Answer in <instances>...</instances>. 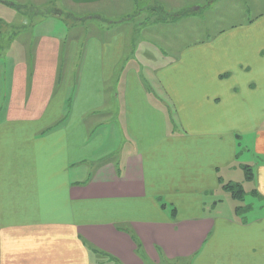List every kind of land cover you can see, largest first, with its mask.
I'll list each match as a JSON object with an SVG mask.
<instances>
[{
	"label": "crops",
	"instance_id": "1",
	"mask_svg": "<svg viewBox=\"0 0 264 264\" xmlns=\"http://www.w3.org/2000/svg\"><path fill=\"white\" fill-rule=\"evenodd\" d=\"M105 39H72L64 49L44 33L0 62V264H264V213L242 222L205 212L203 202L224 192L221 172L235 164L239 144L264 202V12L154 71L159 104L130 67L114 80L125 38ZM110 81L123 85L126 152L93 161L104 140L88 137L76 108L83 98L87 110L102 107ZM89 160L96 172L84 181Z\"/></svg>",
	"mask_w": 264,
	"mask_h": 264
},
{
	"label": "rangeland",
	"instance_id": "2",
	"mask_svg": "<svg viewBox=\"0 0 264 264\" xmlns=\"http://www.w3.org/2000/svg\"><path fill=\"white\" fill-rule=\"evenodd\" d=\"M129 1L131 4L124 7ZM156 1L157 4H153L151 0H138V4H135L134 0H118L111 4L80 5L67 0H0V62L4 66L9 64L6 54L9 50L15 49L18 43H23V48L33 49L36 46L37 35L44 33L58 35L61 39V47L65 49L72 39L81 45L89 38L107 40L105 38H109L110 34L119 31L125 38L124 54L119 67L116 68L114 80L117 75H123L130 67L139 76L146 94L148 93V99L159 104V85L154 71L157 72L171 60L177 59L185 48L191 47L195 42H206L217 36L219 32L245 25L264 12V0ZM140 8L144 11V16L141 18L135 14ZM150 10L156 12L154 18L150 16ZM94 15L114 23L103 22L97 17H92ZM132 15L134 17L131 19L124 20ZM83 17L90 18L81 20ZM34 38V43H30L29 39ZM15 55L16 58H21L18 52H15ZM80 60V55L72 57L74 68L68 78L72 93L77 86ZM65 64L66 57L62 56L57 74L58 89L61 85L59 81L63 76L62 67ZM122 86V83L117 81L106 84L105 104L102 107L91 109L92 111L87 110L84 98L81 105H77V113L83 116L88 137L90 136V139L93 136L100 137L102 141L104 140V146L95 152L93 161L107 157L108 161L113 162L126 152ZM81 94L85 97L89 95V90L84 88ZM114 94H119V98L114 100ZM70 102H68L69 114L72 112L73 117L75 111ZM70 117L68 121L71 124L78 120V118L71 120ZM54 125L56 123L50 126ZM170 132L174 131L170 130ZM249 157L243 145L239 144L235 164L227 171L221 172V185L240 186L243 191L242 198L232 197L230 191L216 195L205 194L203 201L205 212L232 217L242 222L264 213L263 200L258 195L256 197L252 179L247 180L245 176L244 168L252 169V159ZM248 158L250 163H246ZM89 162L81 165L84 181L88 180L91 173L93 175L96 172L95 163L91 160ZM99 260L98 264L110 263Z\"/></svg>",
	"mask_w": 264,
	"mask_h": 264
},
{
	"label": "trees",
	"instance_id": "3",
	"mask_svg": "<svg viewBox=\"0 0 264 264\" xmlns=\"http://www.w3.org/2000/svg\"><path fill=\"white\" fill-rule=\"evenodd\" d=\"M11 4V3H10ZM14 5V4H13ZM15 6V5H14ZM83 20V19H81ZM103 22H108L106 20H103ZM244 172H245V176H246V179L247 180H251L253 177H252V170L249 168V167H245L244 168ZM223 190L224 191H230L232 194V197L236 198V199H239V198H242L243 196V191L242 189L240 188V186H236V185H231V184H226V185H223L222 186ZM164 206V205H162ZM174 211H172V215H174L173 213ZM179 262V261H178ZM116 264V263H114ZM174 264H179L177 262H174Z\"/></svg>",
	"mask_w": 264,
	"mask_h": 264
}]
</instances>
